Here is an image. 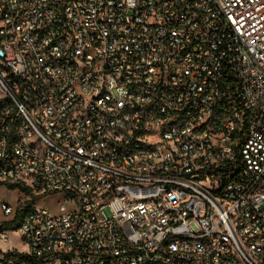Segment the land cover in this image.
Segmentation results:
<instances>
[{
    "label": "built area",
    "instance_id": "2783aa9c",
    "mask_svg": "<svg viewBox=\"0 0 264 264\" xmlns=\"http://www.w3.org/2000/svg\"><path fill=\"white\" fill-rule=\"evenodd\" d=\"M0 185V264H264V0H0Z\"/></svg>",
    "mask_w": 264,
    "mask_h": 264
},
{
    "label": "rangeland",
    "instance_id": "374dc122",
    "mask_svg": "<svg viewBox=\"0 0 264 264\" xmlns=\"http://www.w3.org/2000/svg\"><path fill=\"white\" fill-rule=\"evenodd\" d=\"M23 195L24 194L20 191L19 188H13L9 191L6 185H0V201L9 203L15 210L19 205L20 197H22ZM62 202L63 198L61 196H51L40 199L36 203V206L38 208L48 207L53 214H56L59 212V205ZM14 214L15 213H13L12 215H5L4 212L0 209V220L9 221L13 219ZM8 245H16L19 247L22 246L16 234H12L9 241L2 243V246Z\"/></svg>",
    "mask_w": 264,
    "mask_h": 264
},
{
    "label": "trees",
    "instance_id": "16d2710c",
    "mask_svg": "<svg viewBox=\"0 0 264 264\" xmlns=\"http://www.w3.org/2000/svg\"><path fill=\"white\" fill-rule=\"evenodd\" d=\"M33 207V200H29V201H26V203L24 204L23 208L18 212V214L15 216V218L10 221L9 223H7V227L8 228H12V229H16L22 218L24 217V215L29 212ZM22 256H18V260L21 259ZM17 262V261H16Z\"/></svg>",
    "mask_w": 264,
    "mask_h": 264
}]
</instances>
